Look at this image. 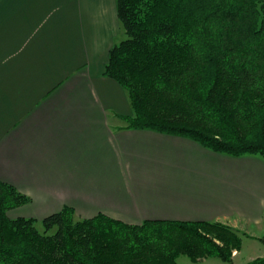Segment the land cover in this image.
Instances as JSON below:
<instances>
[{
	"label": "crops",
	"instance_id": "obj_1",
	"mask_svg": "<svg viewBox=\"0 0 264 264\" xmlns=\"http://www.w3.org/2000/svg\"><path fill=\"white\" fill-rule=\"evenodd\" d=\"M119 33L116 0H0V181L30 200L13 219L261 224L264 160L127 128V93L104 75Z\"/></svg>",
	"mask_w": 264,
	"mask_h": 264
},
{
	"label": "trees",
	"instance_id": "obj_2",
	"mask_svg": "<svg viewBox=\"0 0 264 264\" xmlns=\"http://www.w3.org/2000/svg\"><path fill=\"white\" fill-rule=\"evenodd\" d=\"M120 32L104 75L127 93V128L264 160V0H116ZM29 198L0 181V264L230 261L240 233L218 222L11 219Z\"/></svg>",
	"mask_w": 264,
	"mask_h": 264
},
{
	"label": "rangeland",
	"instance_id": "obj_3",
	"mask_svg": "<svg viewBox=\"0 0 264 264\" xmlns=\"http://www.w3.org/2000/svg\"><path fill=\"white\" fill-rule=\"evenodd\" d=\"M124 39L125 36L120 32L116 38L115 44L121 42ZM152 156L153 158H151V162L158 161L159 165L157 167L152 166L151 169H162L160 167V162H163L165 159H167L166 154L158 152ZM258 158L261 159L260 157ZM11 211H9L10 214H8V216L9 218L13 219V216H16L17 213H21V215L28 214L29 207L19 208L16 212ZM38 221L39 224L37 227L42 230V225L40 224V221L42 220ZM233 229L240 233V247L232 252L230 261H224L216 256L203 257L198 261H193L188 256L181 255L177 259V264H264V221L261 224H256L250 219H240L237 222L236 228Z\"/></svg>",
	"mask_w": 264,
	"mask_h": 264
}]
</instances>
